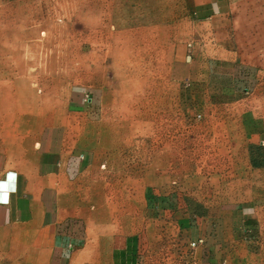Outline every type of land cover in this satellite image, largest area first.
I'll return each mask as SVG.
<instances>
[{
  "label": "rangeland",
  "instance_id": "obj_1",
  "mask_svg": "<svg viewBox=\"0 0 264 264\" xmlns=\"http://www.w3.org/2000/svg\"><path fill=\"white\" fill-rule=\"evenodd\" d=\"M146 3L0 0V38L7 33L9 45H19L22 64L4 74L24 81L30 111L36 101L64 129L93 127L83 146L118 143L127 169L141 171L149 236L131 264H238L243 257L252 264L264 257V233L215 231L214 214L253 208L254 223L261 221L264 138L251 144L249 134L264 113V71L231 62L199 79L171 70L182 24L151 22L165 9ZM237 113L254 116L244 131L231 126L240 123ZM149 173L166 180L146 186Z\"/></svg>",
  "mask_w": 264,
  "mask_h": 264
},
{
  "label": "crops",
  "instance_id": "obj_2",
  "mask_svg": "<svg viewBox=\"0 0 264 264\" xmlns=\"http://www.w3.org/2000/svg\"><path fill=\"white\" fill-rule=\"evenodd\" d=\"M144 1L149 9H165L164 16L154 11L151 22L182 24L181 38L169 53V70L197 73L199 79L212 66L231 62L264 71V0ZM176 3L181 14H174ZM1 35L0 264L134 263L149 236L142 226L141 171L127 169L118 143L83 146L82 138L93 136V127L64 129L55 124L60 117L47 115L36 101L30 111L24 81L4 74L7 68L21 70L19 45H9L8 34ZM9 53L17 65L11 66ZM237 115L240 123L231 126L244 131L254 116ZM257 119L251 144L264 138V113ZM165 178L149 173L144 183L153 188ZM261 200L260 223H254L253 208L223 207L214 214L215 231L257 227L264 233ZM254 260L264 264V257ZM237 263L251 264L249 257Z\"/></svg>",
  "mask_w": 264,
  "mask_h": 264
},
{
  "label": "built area",
  "instance_id": "obj_3",
  "mask_svg": "<svg viewBox=\"0 0 264 264\" xmlns=\"http://www.w3.org/2000/svg\"><path fill=\"white\" fill-rule=\"evenodd\" d=\"M195 244V242L193 243V245Z\"/></svg>",
  "mask_w": 264,
  "mask_h": 264
},
{
  "label": "bare ground",
  "instance_id": "obj_4",
  "mask_svg": "<svg viewBox=\"0 0 264 264\" xmlns=\"http://www.w3.org/2000/svg\"><path fill=\"white\" fill-rule=\"evenodd\" d=\"M131 52H129V54H130Z\"/></svg>",
  "mask_w": 264,
  "mask_h": 264
}]
</instances>
